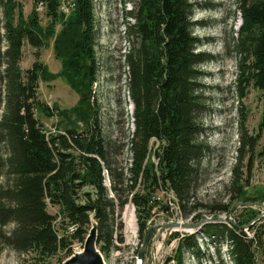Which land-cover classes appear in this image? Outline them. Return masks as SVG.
Segmentation results:
<instances>
[{
    "label": "trees",
    "instance_id": "obj_1",
    "mask_svg": "<svg viewBox=\"0 0 264 264\" xmlns=\"http://www.w3.org/2000/svg\"><path fill=\"white\" fill-rule=\"evenodd\" d=\"M33 1L45 4L46 26L36 7L25 16L19 0H0L6 42L0 52L4 104L0 145H6L5 153L0 149V242L19 253L22 264H49L53 257L61 260L73 255L74 242L86 240L91 217L97 222L101 252L120 248L116 242L122 243L123 237H114L115 203L104 184L106 170L119 195V209L129 200L134 204L144 238L158 203L157 190L174 191L182 210L190 212L207 146L199 141L204 109L199 66L209 58L197 51L200 39L192 30L190 0H138L130 12L135 22L127 27L133 39L126 59L135 125L127 179L111 167L110 141L98 117L89 120L96 113L91 97L86 110H75L87 129L80 130L75 123L47 135L36 113L53 117L65 112L39 100V81H51L57 75L39 61L27 70L20 66L26 44L39 49L55 37L54 53L63 62L62 76L77 92L90 93L98 80L94 0H74L75 9L67 18L60 12L61 0ZM237 6L243 19L238 47L245 54L238 82L264 92V0H238ZM57 25L61 26L58 33ZM153 142L158 143L155 149ZM152 150L156 161L150 160ZM238 168L233 169L232 184L241 194ZM49 204L59 208L58 216L48 211ZM10 223L13 228L6 231ZM209 228L227 238L234 264H257L256 248L264 250V220L252 227V237L237 225H213L204 232ZM189 251L197 256L201 251L195 235L180 241L177 264H184Z\"/></svg>",
    "mask_w": 264,
    "mask_h": 264
},
{
    "label": "rangeland",
    "instance_id": "obj_2",
    "mask_svg": "<svg viewBox=\"0 0 264 264\" xmlns=\"http://www.w3.org/2000/svg\"><path fill=\"white\" fill-rule=\"evenodd\" d=\"M19 1L25 16L36 7L41 24L47 25L49 20L45 15V4L42 9H38L33 0ZM237 1L190 0L192 30L200 39L197 51L205 53L209 58L199 66L203 73L199 82L204 103L199 120V141L207 146L201 163V178L194 191V198L191 199V210L187 214L182 210L174 191L157 190L154 197L158 203L148 222V227H154L144 245L134 204L129 200L122 210L119 209L120 198L112 189V178L106 170L104 184L110 188L109 197H113L115 203L114 237H123L122 243L116 242L120 248H112L107 253H102L98 245H95L96 253L102 256L106 264H177L180 241L190 235L196 236L201 251L198 256L194 251L185 252L184 264H234L229 255L227 238L219 236L215 232L217 230L211 228L205 233V228L222 224L229 227L237 225L252 237V227H257L264 220V92L253 86H241L238 82L240 62L245 54L238 47L243 19ZM137 2L94 0L99 33L96 45L98 80L90 93L85 90L77 92L62 76L63 62L54 53L55 37L39 49L26 44L20 61L23 70L39 61L57 75L51 81H39V100L54 110L57 107L65 112L62 116L53 117L36 113L47 135L62 132L64 127H72L75 123L80 130L87 129V122L77 118L75 110H86L89 107L87 99L91 97L96 113L89 120L98 117L110 141L111 167L118 174L123 172L127 179L130 177L128 168L132 161L130 142L135 129L126 59L133 39L128 35L127 27L128 23L135 22L130 12ZM67 6L68 10L60 9L65 18L75 9L74 6ZM60 29L61 26L57 25L56 32ZM3 33L0 26V52L6 46ZM0 89L3 87L0 86ZM2 96L1 93V108L4 106ZM157 145L155 142L152 148L155 149ZM0 149L1 153H5L6 145L2 143ZM153 151L150 160L156 161ZM236 165H239L238 175L242 173V181L239 182L242 185L241 194L232 184ZM128 183L125 179L124 185ZM125 195L126 192L120 197L124 199ZM194 205L196 208L192 209ZM224 205L229 208L227 212L221 210ZM48 211L58 216L59 208L49 204ZM216 217L219 219L213 220ZM171 223L200 225L192 228L162 226ZM96 227L97 222L91 217L86 240L74 242L72 256L86 252L87 243L90 237H94ZM12 228L13 223H10L4 229L10 231ZM142 251L145 254L144 260L140 255ZM256 253L257 264H264V250L257 247ZM72 256L61 260L58 256L53 257L49 264H64ZM21 259L22 256L14 248L0 242V264H22Z\"/></svg>",
    "mask_w": 264,
    "mask_h": 264
},
{
    "label": "water",
    "instance_id": "obj_3",
    "mask_svg": "<svg viewBox=\"0 0 264 264\" xmlns=\"http://www.w3.org/2000/svg\"><path fill=\"white\" fill-rule=\"evenodd\" d=\"M219 219L218 217L216 218H213V220H217ZM204 221V220H203ZM200 224H180V223H171V224H166V225H162L163 228H173V227H183V228H192V227H198ZM154 227V225H150L147 229V232H146V235H145V238H144V245L147 244V241L149 239V235H150V232L152 230V228ZM95 234H94V245L97 244V227L95 228ZM96 247V246H95ZM142 255V259L144 260L145 259V254L144 252L142 251L141 253ZM75 264H101L98 257L95 256V251L94 249H92L90 246L87 245V250H86V256L84 259H82L81 261H78L77 263Z\"/></svg>",
    "mask_w": 264,
    "mask_h": 264
},
{
    "label": "bare ground",
    "instance_id": "obj_4",
    "mask_svg": "<svg viewBox=\"0 0 264 264\" xmlns=\"http://www.w3.org/2000/svg\"><path fill=\"white\" fill-rule=\"evenodd\" d=\"M42 5H43V3H42ZM44 6V5H43ZM42 6V7H43ZM89 239H91L90 241H88V246H90L92 249H94V251L96 250L95 249V245H94V242H93V240H94V238L93 237H90ZM86 251V250H85ZM85 256H86V252H84V253H82V254H80V255H77V256H72L71 258H69V259H67L65 262H64V264H75V263H77L78 261H81L82 259H84L85 258ZM95 256H97L98 257V259H99V261H100V263L101 264H106L105 263V261L102 259V256H100L98 253H96V251H95Z\"/></svg>",
    "mask_w": 264,
    "mask_h": 264
},
{
    "label": "built area",
    "instance_id": "obj_5",
    "mask_svg": "<svg viewBox=\"0 0 264 264\" xmlns=\"http://www.w3.org/2000/svg\"><path fill=\"white\" fill-rule=\"evenodd\" d=\"M66 2H67V5H71L72 8L73 6L75 7L74 0H61L60 9L64 8V10H68L69 6L66 5ZM37 6H38V9H42V2L37 3Z\"/></svg>",
    "mask_w": 264,
    "mask_h": 264
}]
</instances>
